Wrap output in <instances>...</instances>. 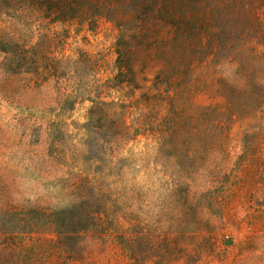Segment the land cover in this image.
Masks as SVG:
<instances>
[{"label": "rangeland", "instance_id": "374dc122", "mask_svg": "<svg viewBox=\"0 0 264 264\" xmlns=\"http://www.w3.org/2000/svg\"><path fill=\"white\" fill-rule=\"evenodd\" d=\"M195 8L182 43L164 26L127 44L129 72L107 18L0 12V44L40 65L0 50V264H264V39L202 51Z\"/></svg>", "mask_w": 264, "mask_h": 264}, {"label": "trees", "instance_id": "16d2710c", "mask_svg": "<svg viewBox=\"0 0 264 264\" xmlns=\"http://www.w3.org/2000/svg\"><path fill=\"white\" fill-rule=\"evenodd\" d=\"M243 2L244 0H0V12L11 10L15 6L24 7L38 13L52 24L64 25L74 22H86L90 25L97 18H107L119 28L116 49L119 69L123 68L125 72H129L131 48L127 44L138 38L151 39L156 33H161L164 26H171L172 40L176 38V41L182 43L185 39L193 37L195 28L191 29V26L196 21V4L197 42L202 51L207 49L208 42L215 47L229 43L228 40L235 42L241 34L240 28L247 34L258 30L256 37L264 39V22L255 14V4L261 6V0H252L249 5H243ZM226 3L232 4L233 12L225 20L210 18L209 7ZM262 7L264 8L263 4ZM237 10L240 16L236 21ZM123 15L126 18H123ZM127 19L137 23L136 30L131 31L124 25L123 21ZM226 26H229V29H226ZM5 45L0 44V50L7 56L4 64L7 69L13 73H23L28 66H32L39 71L40 65L36 64L39 56L35 47L24 48L9 44L11 47L6 48ZM55 73L56 69L51 67L49 70L44 68L37 74L55 77ZM95 105L107 106L102 102H96ZM94 109L97 108L91 110ZM97 110L101 111L99 108ZM62 214L63 212H59L56 215L59 217Z\"/></svg>", "mask_w": 264, "mask_h": 264}]
</instances>
